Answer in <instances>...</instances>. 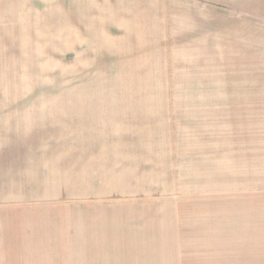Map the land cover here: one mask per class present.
Segmentation results:
<instances>
[{"label": "rangeland", "instance_id": "rangeland-1", "mask_svg": "<svg viewBox=\"0 0 264 264\" xmlns=\"http://www.w3.org/2000/svg\"><path fill=\"white\" fill-rule=\"evenodd\" d=\"M84 1L0 0V117H91L101 153L53 210L0 208V264H264V21L215 39Z\"/></svg>", "mask_w": 264, "mask_h": 264}, {"label": "crops", "instance_id": "crops-1", "mask_svg": "<svg viewBox=\"0 0 264 264\" xmlns=\"http://www.w3.org/2000/svg\"><path fill=\"white\" fill-rule=\"evenodd\" d=\"M96 4L108 7L107 14L115 22L143 21L149 11L158 12L169 22L178 19L173 16L177 13L215 39L224 34L244 41L250 38L251 27L264 21V0H97ZM74 115L18 113L0 117V208L53 210V201L71 198L67 191L72 190L64 185L73 173L100 163L97 152H88L93 143L91 117ZM63 127L68 128L64 134L60 131ZM104 162L113 164L114 160L109 157Z\"/></svg>", "mask_w": 264, "mask_h": 264}]
</instances>
